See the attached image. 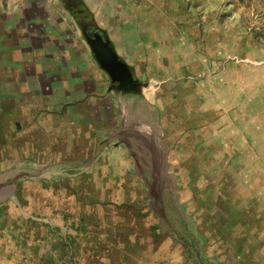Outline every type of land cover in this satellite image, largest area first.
<instances>
[{
	"label": "rangeland",
	"instance_id": "obj_1",
	"mask_svg": "<svg viewBox=\"0 0 264 264\" xmlns=\"http://www.w3.org/2000/svg\"><path fill=\"white\" fill-rule=\"evenodd\" d=\"M71 1L93 11L96 22L107 31L124 59H140L132 65L141 83L139 88L124 91L112 86L110 75L98 63L68 8ZM183 1L188 16L180 9L179 24L192 22V27L203 30L216 25L223 30L219 39L230 50L229 61L235 62L230 66L248 75L249 79L243 81L251 86V92L256 91L250 97V107H256L255 111H241L239 105L245 96L231 97L240 102L233 112L218 110L219 98L202 94V88L210 83L198 63L182 64L181 59L170 63L144 62L149 39L144 31L143 10L155 17L143 0H22L14 4L26 7L23 18L28 21L27 28H31L29 33L31 30L34 36L41 32L50 36L51 55L73 52L69 47L76 45L75 38L82 43L78 49L82 58L77 63L67 64L57 56L56 61L31 64L37 72L42 69L44 95L55 101L51 104L56 105L53 96L65 90L76 94L95 90L100 95L113 87V117L98 123L100 128L108 129L99 133V144L107 137L108 141L112 139L106 151L112 154L116 172L122 173L110 179L111 193L105 196V192H97V202L85 201L83 196L89 199L90 195L75 185L79 177L74 175L81 168L59 167L56 160L46 161V166L42 161L29 166H22V162L17 172L0 176V202L8 201V206L0 207L3 216L26 215L54 223L58 218L78 221L75 229L81 233L77 241L81 251L76 259L81 264L242 262L243 241L234 236L235 231L239 233L245 227L237 219L238 202L242 201L237 191L242 184L257 182L255 170L264 168V160L236 156L229 159L236 145L224 142L238 139H234L231 128L224 126L236 125L241 133L246 123L257 125L262 128L258 139L264 140V0ZM146 3L155 5L153 0ZM51 7L66 8L67 14L55 12L58 15L47 16ZM10 34L17 36L16 32ZM36 41L28 43L30 49L22 41L15 43L17 50L25 47L33 53L42 44ZM8 45H2L3 51L10 50ZM188 71L194 77H189ZM62 83L67 84L66 89ZM223 150L226 156L219 158ZM19 172L34 174H24L14 184ZM66 226L71 230V224Z\"/></svg>",
	"mask_w": 264,
	"mask_h": 264
},
{
	"label": "crops",
	"instance_id": "obj_2",
	"mask_svg": "<svg viewBox=\"0 0 264 264\" xmlns=\"http://www.w3.org/2000/svg\"><path fill=\"white\" fill-rule=\"evenodd\" d=\"M146 1L148 0H143V4L152 10L155 18L150 17L147 9L143 10V18L146 21L144 31L147 32L149 39L144 62L170 63L181 59L180 63L184 62L182 64L198 63L203 66V74L207 75L210 83L206 89L202 88V94L207 97L217 96L221 102L217 104L218 110L233 112L240 102L232 100L231 97L245 96L247 98L239 108L243 112H251L250 97L255 96L256 91L251 92V86L243 81L249 79V76L241 74L232 67L235 62L229 61L230 50H226L227 45L224 40L219 39L223 37L219 34L223 30L221 31L216 25L203 30L200 27H192V22L179 24L178 20L182 18L178 16L180 9L188 16L185 12L188 8L184 6L183 0L182 2L153 0L154 6L148 5ZM16 2L20 4L22 0H0V16L4 20L2 22L0 19V176L17 172L22 162H24L22 166L35 164L36 161H42L46 166L48 163L45 162L51 160H56L59 167L75 165L81 168V171L74 175L79 177L75 185L79 186L80 192L90 195L89 199L87 195L83 196L85 201L97 202V192H105V196L108 192L111 193L113 183L110 179L118 173L122 174L116 172L117 167L111 161L112 154L106 151L112 139L108 141L107 137L101 145L98 139L102 129L108 131L107 128L99 127V120L111 119L114 114L110 93L113 85L108 93L100 95H97L95 90L90 91L89 94L81 90L78 95L73 91L65 90L53 96L57 102L56 105L51 104L55 101L50 99V96L44 95L42 69L37 72L35 66L31 67V64L56 61L57 59H54L58 55L49 53L48 34L41 32V35L34 36L31 30L30 33L28 32L31 28H27L28 21L23 18L27 15V9L14 6ZM55 12L64 15L67 14V9L51 7L47 9L46 15H58ZM11 32H16L17 36L11 35ZM35 39L42 44L37 46L38 49L35 48V51L32 46L33 53L25 50L24 46L23 51L17 50L16 40L22 41L28 47V43L33 44ZM79 40L80 38H75L76 45L69 47L74 53L62 52L58 58L64 59L61 61L67 64L80 61L82 52H78V49L82 48V43ZM6 43H9L7 47L10 50L7 49L8 51L5 52L2 45ZM30 48L31 46L28 49ZM86 50L90 49L86 47ZM119 52L122 54L120 50ZM86 58L90 60L88 54ZM125 59L131 65L140 62L139 58ZM95 70L94 68V72L97 73ZM187 74L189 77H194L189 71ZM214 80L218 82L215 83ZM66 85L62 83L65 89ZM221 97L224 99L221 100ZM251 109L255 111L256 107ZM224 128H231L234 139H238L233 141L229 138L224 142L227 144L228 140L230 145H236L235 153H230L229 159L236 156L241 159L264 160V140L258 139L257 135L260 134L261 127L247 126L246 123L242 127L244 132L241 133L237 130V126L231 123ZM207 156L209 158V155ZM218 156L224 158L225 150ZM24 174L30 176L34 173L19 172L13 179L14 184H18V180ZM255 176L258 177L257 182L254 180L256 183L242 184L239 187L237 192L242 201L235 200L240 207V217L237 219H241L240 223L245 225L239 233L234 232V236L243 241L241 249L243 259L240 264H264V168L262 166L255 170ZM4 204L8 206V201H1L0 207ZM57 220L54 223L45 218L26 215L20 217L17 214L3 216L0 213V230L4 231H0V264H81L76 259L81 251L77 246L81 233L75 229L78 221L67 218ZM67 224H71V230H67Z\"/></svg>",
	"mask_w": 264,
	"mask_h": 264
},
{
	"label": "water",
	"instance_id": "obj_3",
	"mask_svg": "<svg viewBox=\"0 0 264 264\" xmlns=\"http://www.w3.org/2000/svg\"><path fill=\"white\" fill-rule=\"evenodd\" d=\"M92 16L95 18L93 13ZM82 30L98 63L110 75L113 87L124 91L139 88L141 83L134 67L121 56L107 31L100 28L94 35H89L85 27Z\"/></svg>",
	"mask_w": 264,
	"mask_h": 264
},
{
	"label": "flooded vegetation",
	"instance_id": "obj_4",
	"mask_svg": "<svg viewBox=\"0 0 264 264\" xmlns=\"http://www.w3.org/2000/svg\"><path fill=\"white\" fill-rule=\"evenodd\" d=\"M70 1V0H69ZM68 8L72 11L74 16L76 17V20L78 21V24L81 28L85 27L88 31L89 35H94L95 32L100 30V26L96 22L95 18L92 16L91 10L88 8L86 9V6L84 4H77L73 1L69 2ZM91 12V14H90ZM101 33H103L101 31ZM104 34V33H103ZM113 85V83H112Z\"/></svg>",
	"mask_w": 264,
	"mask_h": 264
},
{
	"label": "trees",
	"instance_id": "obj_5",
	"mask_svg": "<svg viewBox=\"0 0 264 264\" xmlns=\"http://www.w3.org/2000/svg\"><path fill=\"white\" fill-rule=\"evenodd\" d=\"M21 191V190H20ZM18 195H20V193L18 192ZM1 232H4L3 229L0 230Z\"/></svg>",
	"mask_w": 264,
	"mask_h": 264
}]
</instances>
